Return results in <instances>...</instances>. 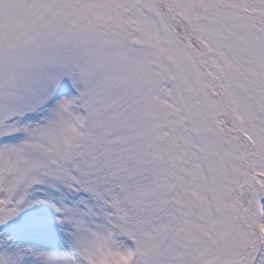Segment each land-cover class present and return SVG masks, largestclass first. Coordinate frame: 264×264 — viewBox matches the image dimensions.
I'll list each match as a JSON object with an SVG mask.
<instances>
[{
  "label": "snow or ice",
  "instance_id": "snow-or-ice-1",
  "mask_svg": "<svg viewBox=\"0 0 264 264\" xmlns=\"http://www.w3.org/2000/svg\"><path fill=\"white\" fill-rule=\"evenodd\" d=\"M0 264H264V0H0Z\"/></svg>",
  "mask_w": 264,
  "mask_h": 264
}]
</instances>
